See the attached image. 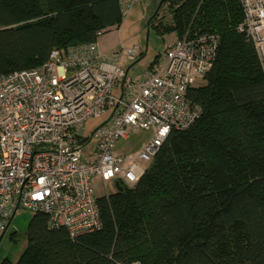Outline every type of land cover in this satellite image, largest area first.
<instances>
[{
  "label": "trees",
  "instance_id": "16d2710c",
  "mask_svg": "<svg viewBox=\"0 0 264 264\" xmlns=\"http://www.w3.org/2000/svg\"><path fill=\"white\" fill-rule=\"evenodd\" d=\"M122 19L119 0H0V73ZM242 19L240 0H162L156 33L218 35L204 83L188 90L199 117L168 133L136 182L97 197L98 229L70 238L35 212L20 256L0 264H264V71Z\"/></svg>",
  "mask_w": 264,
  "mask_h": 264
},
{
  "label": "built area",
  "instance_id": "2783aa9c",
  "mask_svg": "<svg viewBox=\"0 0 264 264\" xmlns=\"http://www.w3.org/2000/svg\"><path fill=\"white\" fill-rule=\"evenodd\" d=\"M136 1L119 0L123 17ZM240 2L237 29L264 66V0ZM217 46L216 33L186 31L137 78L122 61L140 56L139 45L102 52L96 41L53 48L41 65L0 73V232L19 209L44 213L48 227H64L70 238L98 229L92 179L104 189L110 179L136 182L144 170L137 159L150 161L172 129L194 123L201 107L188 90L212 67ZM136 129L154 133L136 157L116 153L115 141Z\"/></svg>",
  "mask_w": 264,
  "mask_h": 264
},
{
  "label": "rangeland",
  "instance_id": "374dc122",
  "mask_svg": "<svg viewBox=\"0 0 264 264\" xmlns=\"http://www.w3.org/2000/svg\"><path fill=\"white\" fill-rule=\"evenodd\" d=\"M164 13V8L160 10L159 14ZM168 15L164 17V20H168ZM121 38L123 46H130L137 44L142 49V55L136 57V61L123 60V64L129 67L128 74L132 78H137L148 66L149 62L160 52L164 50L166 45L176 38L174 32L158 34L152 28L139 29L132 28L125 25L121 31ZM98 49L102 52L119 48V35L115 25H110L106 28L101 35L97 38ZM135 61V62H134ZM263 71H264V66ZM197 84H203V79H198ZM116 92V91H114ZM101 121V118L93 119L88 129ZM88 131V130H87ZM153 129H136L128 132L124 138H119L115 141L113 150L118 154H130L132 157H136L138 152L142 149L143 145L153 136ZM94 144L90 141L89 148ZM85 151V150H84ZM150 161H143L137 159V163L143 166L149 164ZM92 190L94 195L102 196L105 193L113 192L116 187L113 179L108 180L105 183V189L103 188L102 182L98 178H94L91 181ZM33 212L27 209H19L12 216L7 228L0 236V260L3 257H8L11 262H15L20 256L26 246V227L27 223L32 216ZM12 231H15L14 237L11 236ZM1 234V232H0Z\"/></svg>",
  "mask_w": 264,
  "mask_h": 264
},
{
  "label": "crops",
  "instance_id": "0c3cea01",
  "mask_svg": "<svg viewBox=\"0 0 264 264\" xmlns=\"http://www.w3.org/2000/svg\"><path fill=\"white\" fill-rule=\"evenodd\" d=\"M159 1L160 0H137L135 3L131 4L128 7L127 12L124 15L121 23L119 25H116L117 30H118V35H119V43L121 42L120 43L121 45L123 44V41L121 38V31L125 25H128L129 27H132V28L137 27V28L142 29V30L143 29H149L148 19L155 12ZM175 39H173L172 41H174ZM96 44L98 45L97 39H96ZM113 49L114 48L109 49L108 51H104V52H109V51H112ZM115 49H116V47H115ZM152 60L149 62L148 66L150 65ZM129 67L130 66H128V70H129ZM147 67L145 68V70L147 69ZM146 166L143 164V166H142L143 169Z\"/></svg>",
  "mask_w": 264,
  "mask_h": 264
},
{
  "label": "water",
  "instance_id": "95a60500",
  "mask_svg": "<svg viewBox=\"0 0 264 264\" xmlns=\"http://www.w3.org/2000/svg\"><path fill=\"white\" fill-rule=\"evenodd\" d=\"M161 3H162V0L159 1V3H158V5H157V8H156L155 12L157 11V9L159 8V6H160ZM155 12H154V13H155ZM154 13H153V14H154ZM115 187H116L117 189H121V188H122L121 185H119V182H118V181L115 182ZM2 234H3V232L0 234V236H1Z\"/></svg>",
  "mask_w": 264,
  "mask_h": 264
}]
</instances>
